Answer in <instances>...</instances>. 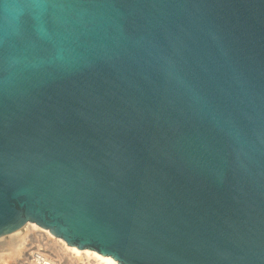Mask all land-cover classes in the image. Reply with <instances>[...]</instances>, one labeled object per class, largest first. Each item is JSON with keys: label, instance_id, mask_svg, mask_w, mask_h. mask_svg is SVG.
Here are the masks:
<instances>
[{"label": "water", "instance_id": "1", "mask_svg": "<svg viewBox=\"0 0 264 264\" xmlns=\"http://www.w3.org/2000/svg\"><path fill=\"white\" fill-rule=\"evenodd\" d=\"M120 264H264V0H0V239Z\"/></svg>", "mask_w": 264, "mask_h": 264}, {"label": "bare ground", "instance_id": "2", "mask_svg": "<svg viewBox=\"0 0 264 264\" xmlns=\"http://www.w3.org/2000/svg\"><path fill=\"white\" fill-rule=\"evenodd\" d=\"M43 229L44 228L37 224L30 223L24 230L17 234L18 236L16 235L17 238L13 236L15 239L10 240L8 242L4 241L2 243L6 244L4 245L5 249L12 248L13 251H17L18 258L21 259L22 257H27L25 259L29 261L34 256V259H38L39 264H54L53 259L49 262V258L51 256L58 258V262H60V264H120L118 261H115L114 258H112L111 256L104 257L94 250L90 251L89 249H86L82 250L81 252H78L73 245L68 244L63 239L54 237L50 230L44 229V231ZM31 238H33V240L37 239L36 242H43L44 240H47L46 243L49 245V249L47 248V251L51 254V256H47L45 254L41 255L40 252V254H34L31 252L33 248L28 251L24 250L25 247L21 248L23 245L21 244L22 241H27ZM25 243L27 245V242ZM46 243L45 245H47ZM0 245L3 244H1L0 242ZM1 248H3V246H1ZM37 248L39 249L40 246L38 245Z\"/></svg>", "mask_w": 264, "mask_h": 264}, {"label": "rangeland", "instance_id": "3", "mask_svg": "<svg viewBox=\"0 0 264 264\" xmlns=\"http://www.w3.org/2000/svg\"><path fill=\"white\" fill-rule=\"evenodd\" d=\"M44 230V229H43ZM45 231V230H44ZM20 233V232H19ZM18 236V235H17ZM15 238H17L16 237V235H15ZM13 236L10 238V237H8V239H6V238H3V239H5V240H2V239H0L1 241V244H3V245H0V264H39V262L37 263L36 261H37V259H36V261H35V259H33L34 258V256L32 257V259L31 260H29V261H27V259H25V258H27V257H22L21 259L20 258H18L17 256V251H13L12 250V248H10L11 249V251H10V249L8 248V247H6V248H8V249H5V246L4 245H6V244H4V243H2V242H4V241H6V242H8V241H10V240H13V239H15ZM61 239V238H60ZM36 240L37 239H35V240H33V238H31V239H29V240H27V241H22V243L21 244H23L22 245V247L21 248H23V247H25V249L24 250H30L31 248H33L32 249V253H34V254H38L39 252L41 253V255H49V256H51V254L47 251L49 248V245L46 243L47 242V240H44L43 242H41V241H38V242H36ZM25 242H27V245H26V243L24 244ZM45 243L47 244V245H45ZM32 244V245H31ZM26 245V246H25ZM40 246V250L37 248V246ZM1 246H3V248H1ZM48 248V249H47ZM51 248V247H50ZM4 249V250H3ZM30 253V252H29ZM39 253V254H40ZM52 259L54 260L53 262H54V264H60V262H58V258H56V257H53V256H51L50 258H49V262L50 261H52ZM33 261V262H32ZM35 261V262H34Z\"/></svg>", "mask_w": 264, "mask_h": 264}, {"label": "built area", "instance_id": "4", "mask_svg": "<svg viewBox=\"0 0 264 264\" xmlns=\"http://www.w3.org/2000/svg\"><path fill=\"white\" fill-rule=\"evenodd\" d=\"M33 259H34V258H33ZM36 259H37V258H36ZM36 259H35V261H36ZM35 261H34V262H35ZM36 262L38 263V259H37V261H36Z\"/></svg>", "mask_w": 264, "mask_h": 264}]
</instances>
